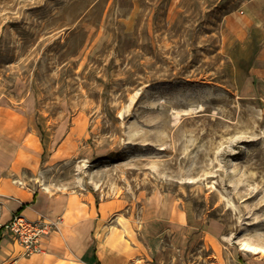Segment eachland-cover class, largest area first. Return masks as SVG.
I'll return each mask as SVG.
<instances>
[{"label":"rangeland","instance_id":"1","mask_svg":"<svg viewBox=\"0 0 264 264\" xmlns=\"http://www.w3.org/2000/svg\"><path fill=\"white\" fill-rule=\"evenodd\" d=\"M251 1L0 0L19 178L101 205L133 264H264V26L227 22Z\"/></svg>","mask_w":264,"mask_h":264},{"label":"crops","instance_id":"2","mask_svg":"<svg viewBox=\"0 0 264 264\" xmlns=\"http://www.w3.org/2000/svg\"><path fill=\"white\" fill-rule=\"evenodd\" d=\"M227 22L235 39L246 37L254 26H264V0L251 1L246 11L230 14ZM262 50L258 63L264 59ZM9 138L7 132L0 131V228L16 212L32 220L43 215L56 221L58 228L47 234L42 249L32 254L25 253L22 245L0 232V264H133L135 255L130 249L105 244L97 237L104 216L101 205L93 199L87 195L49 193L23 183L19 178L25 164L21 139L17 135Z\"/></svg>","mask_w":264,"mask_h":264},{"label":"built area","instance_id":"3","mask_svg":"<svg viewBox=\"0 0 264 264\" xmlns=\"http://www.w3.org/2000/svg\"><path fill=\"white\" fill-rule=\"evenodd\" d=\"M57 227L56 221L43 215L32 220L23 213L16 212L9 221L1 226V229L4 234L22 245L25 253L32 254L42 249L44 237Z\"/></svg>","mask_w":264,"mask_h":264},{"label":"bare ground","instance_id":"4","mask_svg":"<svg viewBox=\"0 0 264 264\" xmlns=\"http://www.w3.org/2000/svg\"><path fill=\"white\" fill-rule=\"evenodd\" d=\"M247 247V249H249V250H253V249H255V248H253V247H251V246H246Z\"/></svg>","mask_w":264,"mask_h":264},{"label":"trees","instance_id":"5","mask_svg":"<svg viewBox=\"0 0 264 264\" xmlns=\"http://www.w3.org/2000/svg\"><path fill=\"white\" fill-rule=\"evenodd\" d=\"M0 232H1V229H0ZM97 264H99V263H97Z\"/></svg>","mask_w":264,"mask_h":264}]
</instances>
